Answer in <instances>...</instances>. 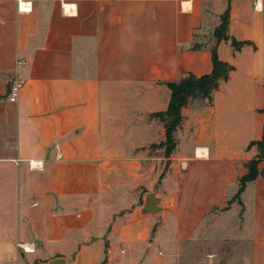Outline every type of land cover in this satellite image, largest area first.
<instances>
[{
	"label": "crops",
	"instance_id": "crops-1",
	"mask_svg": "<svg viewBox=\"0 0 264 264\" xmlns=\"http://www.w3.org/2000/svg\"><path fill=\"white\" fill-rule=\"evenodd\" d=\"M226 9L239 50L213 36ZM213 45L233 69L165 156L151 115ZM263 108L264 0H0V264H216L232 239L264 264V174L227 206Z\"/></svg>",
	"mask_w": 264,
	"mask_h": 264
},
{
	"label": "trees",
	"instance_id": "trees-1",
	"mask_svg": "<svg viewBox=\"0 0 264 264\" xmlns=\"http://www.w3.org/2000/svg\"><path fill=\"white\" fill-rule=\"evenodd\" d=\"M228 18L229 13L228 9H226L220 15V23L213 29V36L216 42L229 40L234 50H239L247 41H237L229 37L227 34ZM210 52L212 62L211 71L201 76L188 74L177 81L167 82V86L170 89L168 106L164 111L155 112L151 115L163 122L165 137L158 145L164 148L165 156H169L176 147L175 132L183 119L181 109L194 98L211 99V94L218 88L220 81L227 80L230 71L233 69L232 65L218 58L215 45L211 47ZM252 145L256 146L257 154L245 163L246 172L239 177L238 189L234 196L228 200L227 206L235 200L240 203V195L246 184L254 180L259 174H264V166L261 170L258 169V164L264 162V125L262 127L261 138L251 141L249 147Z\"/></svg>",
	"mask_w": 264,
	"mask_h": 264
},
{
	"label": "rangeland",
	"instance_id": "rangeland-1",
	"mask_svg": "<svg viewBox=\"0 0 264 264\" xmlns=\"http://www.w3.org/2000/svg\"><path fill=\"white\" fill-rule=\"evenodd\" d=\"M157 147L160 146L157 145ZM231 214L235 215V212L232 211ZM27 249L32 251L31 248L27 247ZM211 254L213 255L212 260L216 264H250V240L232 239L222 241L218 244L216 251L211 252Z\"/></svg>",
	"mask_w": 264,
	"mask_h": 264
},
{
	"label": "water",
	"instance_id": "water-1",
	"mask_svg": "<svg viewBox=\"0 0 264 264\" xmlns=\"http://www.w3.org/2000/svg\"><path fill=\"white\" fill-rule=\"evenodd\" d=\"M158 202H159V199L155 198L154 194L152 192H150L148 195V200L145 203V207L150 205V206H152V208L148 209V211L156 212L159 209V207L157 205ZM65 261H66L65 257H57V258L51 259L49 261V264H65L66 263Z\"/></svg>",
	"mask_w": 264,
	"mask_h": 264
},
{
	"label": "built area",
	"instance_id": "built-area-1",
	"mask_svg": "<svg viewBox=\"0 0 264 264\" xmlns=\"http://www.w3.org/2000/svg\"><path fill=\"white\" fill-rule=\"evenodd\" d=\"M17 88H18V85L11 86L10 94H9V100L10 101H14L15 100ZM27 245L30 246L31 248H33L32 243H28ZM21 248L26 251V248L24 246H21Z\"/></svg>",
	"mask_w": 264,
	"mask_h": 264
},
{
	"label": "bare ground",
	"instance_id": "bare-ground-1",
	"mask_svg": "<svg viewBox=\"0 0 264 264\" xmlns=\"http://www.w3.org/2000/svg\"><path fill=\"white\" fill-rule=\"evenodd\" d=\"M197 153H198V152H197ZM24 247H25V246H24ZM27 247H28L29 249L31 248V247H30V246H28V245H27ZM27 247H25V248H26V251H28ZM31 249H32V248H31Z\"/></svg>",
	"mask_w": 264,
	"mask_h": 264
}]
</instances>
